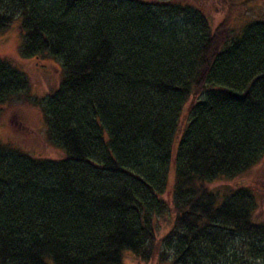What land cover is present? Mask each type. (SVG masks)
I'll use <instances>...</instances> for the list:
<instances>
[{"label":"trees","instance_id":"1","mask_svg":"<svg viewBox=\"0 0 264 264\" xmlns=\"http://www.w3.org/2000/svg\"><path fill=\"white\" fill-rule=\"evenodd\" d=\"M236 2L0 0V33L18 20L22 56L58 63L33 103L65 152L0 140V264H264V179L246 180L264 161V20L233 25ZM29 89L0 56V116Z\"/></svg>","mask_w":264,"mask_h":264},{"label":"rangeland","instance_id":"2","mask_svg":"<svg viewBox=\"0 0 264 264\" xmlns=\"http://www.w3.org/2000/svg\"><path fill=\"white\" fill-rule=\"evenodd\" d=\"M236 1L233 25L238 26L250 18L264 20V0H254V7L251 5L253 0ZM205 5L207 6L206 11L213 17L215 24L220 23L225 17L221 5L218 9L217 5L219 3L217 2ZM247 6H252L251 10L245 8ZM21 40L18 20L14 21L7 30L0 33V56L8 58L24 73L28 78L31 94L29 100L20 97L9 104H5L0 116V140L11 143L34 157L64 158V150L55 147L47 139L42 113L39 107L33 103L34 97L41 99L55 89L59 79L58 63L37 57H23L20 53ZM259 179H264V161L254 167L246 176V180L249 182L259 181ZM219 184H223V182ZM125 256L124 261L126 264H155L152 261L142 262L134 259L130 251H125Z\"/></svg>","mask_w":264,"mask_h":264}]
</instances>
